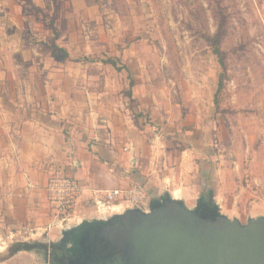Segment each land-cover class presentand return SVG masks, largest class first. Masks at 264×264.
I'll use <instances>...</instances> for the list:
<instances>
[{
    "label": "rangeland",
    "instance_id": "obj_1",
    "mask_svg": "<svg viewBox=\"0 0 264 264\" xmlns=\"http://www.w3.org/2000/svg\"><path fill=\"white\" fill-rule=\"evenodd\" d=\"M60 5L82 12L73 21L76 45L91 60L112 58L123 66L127 79L117 90L130 107L136 99L137 113L155 139L149 171L156 179L143 186L147 202L138 209L149 212L151 202L175 199L188 210L199 202L215 205L241 225L264 219V0ZM220 20L222 69L207 39ZM51 229L0 233V264H78L62 259V233Z\"/></svg>",
    "mask_w": 264,
    "mask_h": 264
},
{
    "label": "crops",
    "instance_id": "obj_2",
    "mask_svg": "<svg viewBox=\"0 0 264 264\" xmlns=\"http://www.w3.org/2000/svg\"><path fill=\"white\" fill-rule=\"evenodd\" d=\"M67 1L80 2L0 0L2 234L61 233L71 223L101 218L93 190L155 183L149 171L155 139L137 113V96L130 95V107L117 90L125 86V69L115 60V66L93 61L76 45L79 13L60 5ZM52 3L54 9L47 8ZM52 43L69 58L55 60ZM52 175H72L84 189L75 213L62 222L48 208L45 187Z\"/></svg>",
    "mask_w": 264,
    "mask_h": 264
},
{
    "label": "water",
    "instance_id": "obj_3",
    "mask_svg": "<svg viewBox=\"0 0 264 264\" xmlns=\"http://www.w3.org/2000/svg\"><path fill=\"white\" fill-rule=\"evenodd\" d=\"M204 204L188 210L179 200H155L149 212L84 219L63 229L56 245L78 264H264V219L241 225Z\"/></svg>",
    "mask_w": 264,
    "mask_h": 264
},
{
    "label": "built area",
    "instance_id": "obj_4",
    "mask_svg": "<svg viewBox=\"0 0 264 264\" xmlns=\"http://www.w3.org/2000/svg\"><path fill=\"white\" fill-rule=\"evenodd\" d=\"M48 208L60 222L65 221L68 214H74L78 201L83 195V186L72 175H52L46 187ZM90 198L96 214L101 218L112 214H120L126 209L140 208L147 202V194L137 184L112 190H93Z\"/></svg>",
    "mask_w": 264,
    "mask_h": 264
},
{
    "label": "trees",
    "instance_id": "obj_5",
    "mask_svg": "<svg viewBox=\"0 0 264 264\" xmlns=\"http://www.w3.org/2000/svg\"><path fill=\"white\" fill-rule=\"evenodd\" d=\"M224 23L222 22V20H220V23L218 25V27L215 30V33L211 36L208 37V41L210 42V46L212 47V53L213 55L216 57L217 62L219 64V66L222 68H224V52L221 50L220 48V39L222 38V36L224 35ZM51 48V56L55 59V60H65L69 58L68 53L66 52V50L64 48H60L58 47L55 43H52L50 45ZM104 63H109L113 66H115V61L112 58H106L105 60H102ZM121 69V68H118ZM223 83V77L220 76L219 77V81H218V86L217 89H219V87L222 85ZM217 100H214V102L216 103ZM26 245V244H25Z\"/></svg>",
    "mask_w": 264,
    "mask_h": 264
}]
</instances>
